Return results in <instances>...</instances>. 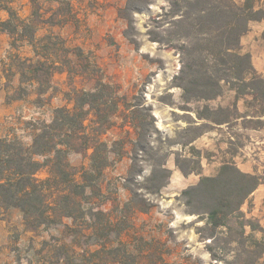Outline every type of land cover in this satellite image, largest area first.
<instances>
[{
  "label": "trees",
  "instance_id": "1",
  "mask_svg": "<svg viewBox=\"0 0 264 264\" xmlns=\"http://www.w3.org/2000/svg\"><path fill=\"white\" fill-rule=\"evenodd\" d=\"M43 1L56 5L44 11L37 0H32L29 16L21 18L13 8V0H0V12L4 13L0 32L8 34L13 49L1 61V67L7 85L16 79L15 92L19 93L16 99L27 94L24 86L32 88L37 98L45 95L52 88L55 72L67 73L68 78L80 73L81 49L68 48L64 39L51 32L38 34L43 27L63 25L73 19L70 3ZM149 3L150 0H127L117 10L118 16L127 22L124 35L133 44L136 41L130 37L131 17ZM168 3L169 10L163 16L168 18L165 23L173 31L165 38L158 29H153L148 36L150 41L173 49H178L176 43L180 44L181 67L173 80L174 86L182 90L185 102L212 99L219 94L221 82L229 85L237 96L247 91L257 94V89L246 84L241 89L235 87V81L246 80L255 81L264 96V79L254 71L249 54L238 51L249 23L264 18V0H171ZM23 45L29 46L30 56L18 53ZM241 62L246 64V69L241 68ZM68 96L71 107L55 108L50 122L28 123L30 145L23 144L16 136L0 138V209H18L25 226L32 230L42 226L65 229L71 236L70 245L83 251L87 264H175L164 260L159 241L137 237L140 247L129 251L121 240L123 233L132 227L130 219L152 207L144 194L159 193L164 187L163 174L168 172L166 156L162 155L154 161L149 176L139 182L144 172L139 164L144 160H139L137 153H151L152 160L158 155L151 142L158 134L151 109L144 107L136 96L132 97L135 102L129 103L99 80L90 90H71ZM117 113L133 130L129 150L124 149L122 140L110 144L103 140ZM69 153L87 155L88 168L72 166ZM116 153L126 154L129 159L122 178V188L129 194L127 202L117 214L86 208L90 196L87 190L94 193L99 177L109 165L110 155ZM175 163L185 173L177 159ZM41 171L46 172L43 179L37 177ZM260 184V177L227 163L215 176H202L195 185L182 191L186 213L204 222L198 233L203 232V238L210 239L207 251L216 264H264V228L256 220L246 218L241 210ZM64 219L71 220V224L64 223ZM255 233L261 234V238H255Z\"/></svg>",
  "mask_w": 264,
  "mask_h": 264
},
{
  "label": "rangeland",
  "instance_id": "2",
  "mask_svg": "<svg viewBox=\"0 0 264 264\" xmlns=\"http://www.w3.org/2000/svg\"><path fill=\"white\" fill-rule=\"evenodd\" d=\"M31 1L13 0V8L21 18L29 16ZM37 1L44 11L56 5ZM65 1L70 3L74 18L63 25L43 27L38 34L51 32L64 39L68 48L81 49L80 73L68 78L67 73L55 72L52 88L40 98L32 88L24 86L27 94L16 99L19 95L15 92L16 79L6 84L1 61L6 60L13 49L8 34L0 32V138L16 136L23 144L30 145L29 122H50L55 108L71 107L68 100L71 90H90L96 80L111 86L119 97L131 104L135 102L133 96L139 97L140 103L151 109L158 131L151 139L152 147L158 152L154 160L150 158L151 153H137L138 159L144 160L139 164L144 170L139 182L149 176L154 161L162 155L166 156L168 172L163 174L164 187L159 193L145 195L139 190L152 207L130 219L132 227L123 233L121 240L129 251L140 247L141 243L135 240L137 237L159 241L160 252L169 263L216 264L207 251L210 239L203 238L205 233H198L204 222L186 213L181 194L202 176H215L222 165L233 163L242 172L261 179L241 210L246 218L256 220L264 228V96L261 87L255 81H235V87L241 89L246 84L258 91L237 96L229 85L221 82L219 94L212 99L185 102L182 90L174 86L173 80L181 67L180 44L175 42L178 49H173L150 41L148 36L153 29H158L165 38L173 31L165 23L168 18L163 16L171 0H150L145 9L133 14L130 37L136 44L125 37L127 22L117 14L127 0ZM157 15L162 16L157 18ZM0 18H4L3 12ZM17 51L23 56L31 55L27 45ZM238 51L249 54L254 71L264 79V18L249 23L240 38ZM240 65L246 69V64L241 62ZM112 121L113 126L103 140L108 144L122 140L124 149L129 150L130 140L134 139L132 128L119 113ZM176 159L185 173L177 167ZM68 160L75 167L89 166L88 156L84 154L69 153ZM109 160L94 193L87 190L90 196L85 207L117 214L129 197L122 188L129 159L126 154L116 153L111 154ZM37 177L45 178L46 172H39ZM63 222L71 224L69 219ZM254 236L261 238L259 233ZM70 240L71 236L63 228L42 226L32 230L25 226L18 209H0V264H87L83 251L73 248Z\"/></svg>",
  "mask_w": 264,
  "mask_h": 264
}]
</instances>
